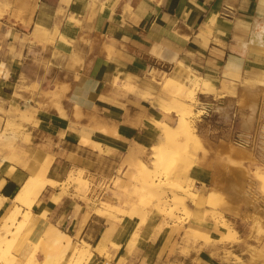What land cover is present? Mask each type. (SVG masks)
<instances>
[{
	"label": "crops",
	"instance_id": "0c3cea01",
	"mask_svg": "<svg viewBox=\"0 0 264 264\" xmlns=\"http://www.w3.org/2000/svg\"><path fill=\"white\" fill-rule=\"evenodd\" d=\"M39 1L34 22L42 23L47 29H53L61 21L65 27L70 17L83 22L79 26L67 23L68 28L79 29L69 39L75 40L74 53L81 65L74 71L67 69V60H61L50 69H39L34 54L27 60L30 54L27 48L20 56L4 59L0 54V65L1 61L5 63L0 76V108L8 110L10 106L26 105L27 102L13 97L10 87L22 75L32 81L38 79L44 89L58 80L57 94L61 95L59 100L53 95L44 99L47 108L33 105L37 111L32 115V123L25 125L24 133L29 138L19 149L20 164L10 162L9 167H0V197L4 199L0 223L13 208V198L28 177L24 165L30 164V155L35 154L40 162L50 161L46 179L62 177L72 168L86 169L100 179L108 177L128 153L142 150L138 144H147L142 123L147 124L150 110L142 99L118 86V80H113L117 74H124L128 84L134 86L132 77L139 78L151 69L149 81L159 79L165 93H181L184 89L179 83L156 72L182 77L192 70L239 85L247 74L264 70V55L259 53L264 50V0H108L102 8L109 15H98L93 20L82 9V0H70L68 4L61 0ZM251 38L256 46L254 50L249 44ZM150 86L149 82L144 84L145 89ZM75 106L80 107L79 119L75 117ZM96 124L116 129H92L88 137L92 143H80L82 135L74 130H81L82 125L94 128ZM112 130L114 134L110 133ZM191 177L199 192L210 184L206 172L198 167L192 169ZM50 198L43 192L34 206V213L45 209L48 215L37 226L24 229V242L38 241L43 234L41 227L53 224L79 245L85 241L92 248L103 246L100 238L110 228L106 217L91 212L86 220V213L76 214L73 219L69 200L52 206ZM232 221L241 224L238 219ZM143 232L146 237L137 254L123 252L129 264H209L213 260L207 249L192 250L188 255L182 253L180 241L171 252L177 240L171 231L156 236L151 230ZM243 247L234 244L230 249L234 255L244 257ZM94 255L91 264L107 262L97 253ZM111 264H119V259Z\"/></svg>",
	"mask_w": 264,
	"mask_h": 264
},
{
	"label": "rangeland",
	"instance_id": "374dc122",
	"mask_svg": "<svg viewBox=\"0 0 264 264\" xmlns=\"http://www.w3.org/2000/svg\"><path fill=\"white\" fill-rule=\"evenodd\" d=\"M25 1H27V3H25L27 5L30 3L28 7L32 8L34 6V0H30V1L25 0ZM106 1L108 0H82L83 2L82 9H84V12L89 14L88 16L89 20H93L98 15H101L102 17L109 15V13L104 12L102 8ZM20 5L21 2H18V0H0V54L2 55V58L12 57L15 55L20 56L21 51L27 48L30 53L27 54L28 56L27 60L32 58L33 56L31 55L34 54V58H35L34 62L39 69H50V67L56 65L58 61L67 60L66 63L67 69L69 68L74 71L77 70L78 66L81 65V62L78 60L77 56L74 53L75 40L73 39L70 40L69 38L73 37L75 33L79 32V29L73 27L68 28L67 23L73 22V24L79 26L83 24V22H79L77 18L70 17L65 27H62L64 26L65 22L61 21L59 25L55 26L53 29H47L45 27L47 29L46 34H36L35 26L39 22L37 21L34 22L33 20V23L28 25L27 23L28 15H26L24 19L19 17L18 10ZM50 47L53 48V52L51 51ZM259 53L264 55V50L259 51ZM48 56H50L51 58H48ZM4 70H5V63L2 68L0 67L1 75L4 72ZM149 71L145 75L139 78L131 76L133 79L132 84L134 85V87L130 86L126 81V79L124 78V76L121 75L120 73L117 74L116 76L118 77V86L121 89H123L125 92L127 93L131 92L139 99H142L144 106L148 107L151 114L149 117H147V121H146L147 124L142 123V128L145 129L146 132L145 137L147 139V144L146 145L138 144V146L141 147L142 150H140L137 153V156H133L132 152H130L125 158L121 160V162L117 164V166H115L116 172L120 173V175L116 176V178L114 179L113 187L110 191V194L102 199L92 198V196L89 194L91 191L89 185L91 184H89L90 181L87 179V175H91V176L93 175L91 172H87L86 169H81V168H72L62 177H57L54 179L52 178L51 174H49L48 175L49 178L53 179V182L54 184H56V187L55 188L47 187L46 192L44 191V193L46 194V196H50L51 198L53 196H56L58 201V202L56 201L57 204H62L65 202V200H69L71 202L70 215L72 216L73 219L76 218L75 216L76 214L79 215L80 213H86L87 210L90 211V213L91 212L97 213L107 218L109 227L111 228V230L109 228L111 238L109 237L108 240L105 241V243L103 244L105 247L104 249L105 251L100 256L104 257L106 261L109 259L111 263L113 262L114 259H119V264H129V261L125 258V256H123L124 255L123 252L130 255L137 254L140 248L141 241L146 237V234L143 231L147 229L153 231L155 236L165 231H171V233L176 234L177 240L172 246L171 252H173L174 247L180 245L178 244V241H180L179 243L182 244V248H181L182 253L186 255H188L192 250H196L198 252L201 249L209 250L211 252V257L213 258V260L210 261L209 264H251L252 253L256 249H260V248L262 249V251H264V231L262 232L256 231L254 227H250V224L253 222L254 216L256 215L253 212L254 210L249 205H247V207L246 205L243 206V203H238L237 200H235L232 197L233 194H231L228 190L229 182L228 180H226L225 174L220 169V165L218 163V157L216 156L213 149L214 146L213 142L216 139H210L209 137H207V135H205L201 130H199V127L195 121L196 105L199 101V98H201L202 96H207L209 98L213 97V99H220L217 100L219 101V103L216 102L215 108L217 105L224 104L226 110H228L238 104L239 107H242L240 109L244 113L245 107L241 103L243 100L242 96L245 93V88L249 87L246 85L247 82L246 77L251 73L247 74L244 80L239 85H236L235 83H228L225 81H218L216 79H211L209 77L201 76L199 74L193 73L190 74L191 77H193V75L201 76L203 78H206L212 83V84H206L204 87V83L200 82V84L197 85L195 91H193L192 87L186 86L171 78L174 82L179 83L183 87L184 91L181 93H177V92L165 93L163 91L162 84L159 81V79L149 81ZM156 73L160 74V76L164 78L167 76L169 77L173 76L181 80L180 77L175 74H163L161 72L160 73L156 72ZM258 75H263L264 77V70L252 72L250 85H252L253 87L256 86L257 84H260L257 82ZM6 77H8L7 74ZM148 82L150 83L151 86L148 87L149 89H145L147 87H144V84ZM208 86H212V87L216 86L219 89H215V91H213V94L209 95ZM10 87L13 90L14 98H20L27 103L25 106L22 107L10 106L8 110L4 108H0V113H1L0 167L1 166L9 167L10 162H15L17 164H20L21 160L18 153L19 149L23 142H28V138H29V136L24 133L25 125L27 123H32V120L26 122L20 120L21 110H25L26 112L31 113L34 116L37 110L34 108L33 105H36L39 109L47 108L48 107L46 105L47 101H43L44 99L47 98L49 99L50 97L53 98L54 96L57 98V100H59V98L61 97L60 94H57V89L59 87L58 80H56L53 83V86H49L46 87V89H44L38 79L32 81L30 77L22 75L20 79L14 81L13 84L10 85ZM52 88H54L55 90H52ZM257 88H258V92H256V94L258 95L257 97L263 99L264 85L258 86ZM192 93L194 95V98L191 100V102H189L188 98ZM25 94H27L28 96H25ZM158 95L159 97H163L167 99L170 97H177L191 104L192 116L189 118V120L192 127L196 130L198 137L200 138L201 145L199 144L193 145L186 152L181 143H178L177 145L174 144L167 145L163 142L162 138L160 137V129L157 124V118H156L158 115L156 111L157 106L154 105L155 103L160 102L157 98ZM28 102H30L32 106ZM77 109L80 110V107L75 106V111ZM75 117L77 119L80 118V116L77 115ZM169 123L174 124L175 121H169ZM88 128L91 130L95 129L93 127L82 125L81 130L78 131L74 130V131L76 133L78 132V134L85 135L86 137H90L93 130L92 131L86 130ZM2 133L7 135L11 134L10 136H14V135L15 136L9 141H5L1 137ZM103 133L107 134V132H103ZM179 142H181V140H179ZM154 145H156V147H154L155 150L159 151V155L157 157L159 161L157 163H160L159 166L160 171L155 175L153 181L154 183H162V182L164 184L168 183V187L164 185L163 188V191L165 192V196L163 197L164 198L163 200L168 201L173 196V194L168 191L169 186L171 185L170 184L171 181L170 180L167 181V179H165L166 172H168V175L174 172L175 175L178 177H182V176L184 177V175H186L187 177L186 178L184 177L183 180V186L185 187V189H188L190 193H196V194L201 193L200 195L206 196L208 192H210V190L215 191L220 196V202L219 203L216 202L217 212L220 214V215L218 214L217 219L223 220L227 223L228 230L224 231V234L226 233V236H224V234L219 235L218 234L219 232L215 230L214 227L215 220L211 219L212 217H209L210 210L209 211L207 210L209 208L207 206L197 207L195 204H192V202H189L190 200L187 199L186 205L189 208L190 212L183 213L182 212L183 210L179 209V212H177L175 215L177 217L170 218L167 216V214H165L166 212L160 213L156 209L157 207L154 208V206L157 204L155 201H154L155 203L150 202L146 205L142 203V199L144 198L151 199V196L149 195L150 193L149 192L146 193L145 195H148L146 197H141L139 194L143 192L142 187L145 183L143 184L141 183L142 181L140 180L137 181V179H135L136 181L135 182L134 177H132L131 175L130 178L129 174L131 170H132L131 172L136 174L135 169H137L138 167L137 166L138 161H144L145 163H147L148 166H155L157 164L154 163V161H152V158H150L151 155L150 149ZM258 156H259L260 164L259 163L255 164L257 166L250 163L245 164L247 165L249 171L251 172V173L249 172L250 173L249 177L251 179H254L255 177L254 174L255 172H257V170L260 173L264 174V168H263L264 159L263 161H261V157H260L261 155ZM35 157H36L35 154L29 156L30 164L35 159ZM262 157L264 158V156ZM2 162H5V164L2 165ZM30 164L24 165L26 171L28 172V176L30 171V166H29ZM194 167L203 169L206 172L207 176L209 177L210 184L208 183L207 187L203 188V191L201 192L197 190V188L195 187V181L191 177V171ZM113 171L114 169L110 172L108 177L112 175ZM78 176H81L85 180L84 189L79 188V185L76 183ZM106 178H100L99 181H102L103 179L105 180ZM217 178L220 179L219 181L220 186L216 184ZM41 179L45 181L47 180L46 177ZM124 179L128 180L127 189L123 188L120 185V183ZM251 188L254 189V190L251 189V191L255 193L254 196L256 197V200L261 201L259 202V205L262 208V210H264V187L260 186L258 188V186L254 185L251 186ZM62 193L65 195H63ZM179 194L184 195V191H180ZM249 195L252 196V193H249ZM3 201L4 199L1 198V204ZM105 201H108L110 203L119 206V207H114L106 203L108 204V206L106 207L107 210L109 211L111 209L112 211H114L113 216L108 217L100 213L99 209L104 207L103 202ZM56 203L55 205H57ZM16 205L17 203L15 202V198H13V208L16 207ZM131 207L133 209H136L137 207V209L139 208L138 210L143 208L141 211L145 212L146 214L143 213L144 216L141 215V217L139 215L130 216L129 215L130 212L128 213V211L130 210ZM167 208L168 206L165 207V209ZM194 208H198V211H194ZM169 209L170 208H168L167 210ZM139 214H142V212ZM185 214L190 215L191 217L188 216L189 217L188 218ZM207 217L209 218V221ZM232 218L240 220L241 224L239 225L235 223L234 221H232ZM158 223L161 224L159 225ZM50 225L53 224H48L46 225V227ZM159 226H161V228L164 227L165 228L162 230L161 228H159ZM55 227L59 228V230L61 229L58 226ZM113 228L114 230H112ZM61 231L64 230L61 229ZM112 232H113V236L111 234ZM43 235L44 233L42 234V237L38 239V241L41 239L40 240L41 248L38 249L37 251V260L39 262H42V264L43 262L44 263L46 262V260L44 259V254L46 250L48 248H51L52 246L50 239L46 238ZM110 239L112 240V243L114 245L110 244ZM70 240L73 241L72 238H70ZM84 242L85 241H82L80 245L75 242V249L69 252L68 257L66 259H60L59 257L54 258L52 257L53 254L50 255L52 261L51 262L49 261L48 264H57V263L58 264H71V263L91 264L92 261L90 260V258L92 257L94 259L95 258L94 254L97 251L95 248H92L90 244H89L90 252H89V257L87 259L76 262V257L74 256L75 250L78 249L80 250V248H82V246L84 245ZM234 244L244 245L243 247L244 257H241L240 255L238 257L233 254V251L230 249V247ZM11 247L12 248L10 250L9 257H12L13 261L11 262L9 258L6 261H3L1 259L0 263L26 264L25 260H28V257L23 258L24 256L19 253L20 241L19 240L15 241ZM242 258H244V260ZM247 258H249V260ZM55 260L57 261V263H54L56 262ZM110 261L107 262L110 263ZM263 261H264V256L262 259H260L259 262L264 264Z\"/></svg>",
	"mask_w": 264,
	"mask_h": 264
},
{
	"label": "bare ground",
	"instance_id": "6f19581e",
	"mask_svg": "<svg viewBox=\"0 0 264 264\" xmlns=\"http://www.w3.org/2000/svg\"><path fill=\"white\" fill-rule=\"evenodd\" d=\"M38 1L39 0H34V6L32 8H30V7H28V5L30 3L27 5V4H25V3H27V1L18 0V2H21V5L19 6V10H18L19 17L24 19L25 16L28 15V17H27L28 25L33 23L34 14L36 13L35 11L37 10V6H39ZM69 1L70 0H61V3L68 4ZM17 19H18V17H17ZM41 20H43V19L41 18ZM210 21H211V19H210ZM41 24L40 23L36 24V26H35L36 34H46L47 33V29ZM253 42H254V39L251 38L249 44L251 45V48L254 50V49H256L255 48L256 46L253 45ZM62 55H64V54H62ZM3 66H4V63L2 62L0 67L2 68ZM193 73L194 72H192V70H189L186 74H184V75H182V77H180L181 80H179L178 78H175L173 76H170V77L179 83H182L186 86L192 87L193 91L196 90V87L198 84H200V82L204 83V87L206 84H212L209 80L201 77L202 75L201 76L193 75V77H191L190 74H193ZM122 75L124 76V74H122ZM258 76H259V78H258ZM258 76H257V80H258L257 82L260 84H257L254 87L252 85H250L251 78H252V72H251V74H249L246 77V81H247L246 85L249 87L245 88V93L242 96L243 100L241 102L242 105L245 107L244 113L240 109L242 107H239L238 104L235 105L239 109V113H240L239 114V128L243 132V135H245V137H247V138H249L251 134L256 135L258 133V129H262V131L264 132V98L263 99H261L260 97L258 98L257 97L258 95L256 94V92H258L257 87L264 85V77H263V75H258ZM113 80L117 81L118 77L115 78V76H114ZM132 87H134V86H132ZM215 89H219V88L216 86H214V87L208 86L209 95H212L213 91H215ZM261 94H263V93H261ZM157 98L160 102L155 103L154 105L157 106L156 111H157L158 115L156 118H157L158 127L160 129V137L162 138L163 142L167 145H170V144L171 145L172 144L177 145L178 143H181L186 152L193 145H198V144L201 145L200 138L198 137L196 130L192 127L190 120H189V118L192 116L191 104L188 102H185L182 99L177 98V97H170L167 99V98L159 97V95H158ZM193 98H194V95L192 93L188 98L189 102H191V100ZM232 108L226 110V107L224 106V104H220V105L216 106L215 111L220 113L222 116H224L226 119V122H228L229 111ZM75 112H76L77 116L81 115L79 109H77ZM195 114L197 116L196 112H195ZM32 119H33V116L31 113H28L25 110H21L20 120L26 122V121H31ZM169 121H175V123L171 124V123H169ZM94 126H95L94 128H97V129H101V128L102 129H116L115 127L103 128L104 126H102L100 124H96ZM110 133L114 134L115 131L112 130ZM13 134H14V132H13ZM1 135H2L1 136L2 139L5 141H9L10 139H12L15 136V135L10 136L11 134L7 135V134H3V133ZM179 140H181V142H179ZM80 142L84 145H89L92 143L90 141V139L88 137H86L85 135H82L80 137ZM213 145H214L213 146L214 152H215L216 156L218 157V163L220 165V169L223 171V173L225 174L226 180H228V182H229V186H228L229 192L231 194H233L232 197L235 200H237L238 203H243V206L246 205V207H247V205H249L254 210L253 212L256 215L254 216L253 222L250 224V227H254L256 229V231H261V232L264 231V210H262V208L259 205V202H261V201H257L256 197L254 196L255 193L253 191H251V189H252L251 186H254V185L258 186V188L260 186L264 187V174L260 173L256 169L257 172H255V174H254L255 177L252 175L254 177V179H251L249 177L251 172L249 171L247 165H245L246 163H250L253 165L259 163V156H257L256 153L247 145L234 143L233 140H231L229 137L218 138L213 142ZM93 146L98 147V145H93ZM154 147H156V145H154L150 149V151H151L150 158H152V161H154V163H157L159 161L157 158L159 155V151L155 150ZM132 155L137 156L136 153H132ZM29 166H30L29 176L27 177L24 184L21 186L19 191H17L16 195L14 196L15 202L17 203L16 207L12 208L9 211V213L7 212L8 214L5 217H3V219L1 220V223H0V260L2 259L3 261H6L9 258L11 262L13 261V258L9 257L10 256V250L12 248L11 246L15 241L19 240L20 241L19 253L21 255H23L24 257L26 256V258L28 257V260H25L26 264H42V262H39L37 260V251H38V249L41 248V241H40L41 239L39 241L34 242V243L24 242L22 239V235H23L24 229L37 226L39 220L41 221V219L42 220L46 219L48 212L45 209H41L39 212L34 213L33 208L36 204H38L40 202V197L43 194V192L45 191V189L47 187L55 188L56 184H54L53 179H47L46 181L41 179V178L45 177V175L47 174V172L49 170V167H50V161L49 160H46V162H40L39 158L36 156L35 159L31 162V164ZM137 166H136L137 169H135L136 174L131 172L132 171L131 170L129 176L131 178V175H132V177H134V181H135V179H137V181L140 180V181H142L141 183H143V184L145 183L144 184L145 186L143 185V187H142L143 192L139 195L141 197H146L148 195H145V194L149 192L151 199H147V198L142 199V203L144 205L155 201L157 204L154 206V208L157 207L156 209L160 213L166 212L165 214H167L168 217L174 218V217H177L175 215L177 212H179V209H182L183 213H185V212L189 213L190 212L189 208L186 205V200L188 199V200H190L189 202H192V204H195L197 207H202V206L209 207L207 209L208 211L210 210L209 217H212L211 219L215 220L214 227H215V230L217 232H219L218 233L219 235L224 234V231L228 230L227 223L223 220L217 219L219 213L217 212L216 202L217 203L220 202V196L215 191L210 190V192H208V194L206 196L199 195L196 193H190L188 191V189H185V187L183 186V180H184V177L185 178L187 177L186 175H184V177L183 176L178 177L175 175L174 172H172L169 175H168V172H166V174H165L166 178L165 179H167V181L168 180L171 181V183H170L171 185L169 184L170 185L169 190L167 188L166 189L170 193H172L173 196L168 201L163 200L164 199L163 197L165 196V192L163 191V188H164V185H166L168 187V183L167 184H164L163 182H162L163 184L162 183H154V181H153V178H155V175L160 171V169H159L160 163H157L155 166H148L147 163H145L144 161H138ZM255 166H257V165H255ZM6 173H7V175H9V171ZM106 179H109V178H106ZM98 180H100V179H98ZM219 181H220V179L217 178L216 184L220 186ZM127 182H128V180L124 179V180H122L120 185L123 188L127 189L128 188ZM76 183L79 185V188H83V189L85 188V180L81 176L77 177ZM89 184H91V182H89ZM89 188H90V185H89ZM83 189H81V190H83ZM252 190H254V189H252ZM180 191H184V195H180L179 194ZM249 193H252V196H250ZM56 194H58V193H56ZM63 195H65V194H63ZM222 195H223V193H222ZM56 201H57V197L53 196L50 199L49 205H52V206L55 205ZM103 205H104V207L99 209L100 213L104 214L108 217L113 216L114 211H112L111 209L108 211L106 208L108 206V204H106V202H103ZM0 206H1V198H0ZM166 206H168V208H170V209L169 210H167L168 208L165 209ZM22 208H24V209H22ZM138 209H137V207H136V209H133L131 207L130 210L128 211V213L130 212L129 215L130 216L139 215L141 217V215H143V213L146 214L145 212L141 211L143 208L140 210H138ZM141 212H142V214H139ZM90 214H91L90 211L87 210L86 214H85V220L90 216ZM98 215H100V214H98ZM186 216L188 217L190 215H186ZM207 219L209 221L208 217H207ZM85 220H84V222H85ZM142 220H144V219H142ZM196 221H197V218H196ZM114 228L112 230H114ZM159 228H161V226H159ZM164 228H161V229L163 230ZM41 229L44 233L43 236H45L46 238H49L51 245H52L51 248H48L44 254V259L46 260V262L45 263L43 262V264H48L49 261L50 262L52 261V258L50 257V255H52V254H53L52 257H54V258L59 257L60 259H66L68 257L69 252H71L75 249V242L70 240L71 237L69 235H67L66 233H64L63 231L59 230L57 227L50 225L48 227L43 226V227H41ZM110 230H111V228H110ZM110 230H107V232L105 231L104 232L105 234L103 233L102 238H100L101 243H103V242L105 243V241H107L108 238L111 236ZM113 232L111 233L112 236H113ZM79 233L80 232H78V234ZM227 233H229V232H227ZM224 236H226V233L224 234ZM20 239H22V240H20ZM110 244H113L111 239H110ZM115 246H116V244H115ZM89 247H90V245L87 242H84V245L82 246V248H80V250L79 249L75 250L74 256L76 257V262H79L80 260H85L89 257V252H90ZM95 249L99 255H101L105 251L104 245L101 246L100 248L95 247ZM106 255H107V253H106ZM263 256H264V251H262L261 248L256 249L252 253L251 264L259 263L260 259H262ZM90 260L93 261V258L91 257ZM107 261H110V260L108 259ZM54 263H57V261ZM110 263H111V261H110ZM110 263L106 262L105 264H110ZM263 263H264V261H263Z\"/></svg>",
	"mask_w": 264,
	"mask_h": 264
},
{
	"label": "built area",
	"instance_id": "2783aa9c",
	"mask_svg": "<svg viewBox=\"0 0 264 264\" xmlns=\"http://www.w3.org/2000/svg\"><path fill=\"white\" fill-rule=\"evenodd\" d=\"M216 100V101H215ZM220 99H213L207 96H202L196 105L195 117L196 124L207 137L210 139H218L221 137H229L237 144H245L250 147L256 155H261V161H263L264 156V132L262 129H258V133L251 134L249 138L243 135V132L239 128V109L234 106L229 111L228 122L224 116L215 111L216 102L219 103ZM261 124V123H260ZM263 132V133H262ZM93 176L87 175V179L91 182L90 185V195L94 199H102L110 194L113 187V181L117 173L115 170L112 175L108 177L109 179L98 180L96 173H92Z\"/></svg>",
	"mask_w": 264,
	"mask_h": 264
}]
</instances>
